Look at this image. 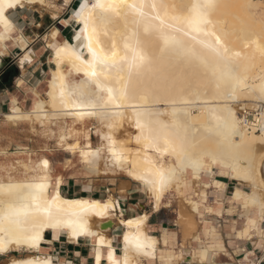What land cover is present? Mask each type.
Instances as JSON below:
<instances>
[{
	"label": "snow or ice",
	"instance_id": "snow-or-ice-1",
	"mask_svg": "<svg viewBox=\"0 0 264 264\" xmlns=\"http://www.w3.org/2000/svg\"><path fill=\"white\" fill-rule=\"evenodd\" d=\"M39 5L42 8L56 7L52 0H39ZM125 6L135 8L131 0H83L72 18L78 28V31L73 32L75 44L63 40L59 43L49 42L59 38L58 27L43 35L42 39L48 42L46 46L56 66L47 100H34L32 108L22 112L18 107L19 99L13 97L6 120L12 123L38 121L44 127L46 121L51 122L61 116H71L78 120L96 118L101 124V128L96 129L97 135L106 143L93 149L90 137L86 136L82 145L77 134L74 142L67 143L66 150L73 153L79 151L80 157L90 167H94L101 152L106 151L113 167L125 171L133 180L143 184L146 192L151 193L157 210L164 193L182 192L188 187L189 180L196 187L203 176L214 175L219 170L228 169L229 174L235 173L255 184L254 171L250 164L245 166L247 158L241 151L243 134L236 128V124L242 119L234 117L235 123L216 131L221 143L218 150L202 148L194 151L195 144L190 142L186 127L176 121L146 119L139 106H125L124 101L128 98L127 85L123 84L118 73L129 61L126 55L122 57L117 51V43L109 30V25L114 18L120 16ZM29 7L35 8L36 4L30 0H0V55L9 47H15L20 50L16 59L21 65L35 59L31 51L33 39H41L24 30L27 27L26 19L24 28H21L15 18ZM52 19L60 18L53 16ZM208 23L210 21L207 19H199L193 25V31L208 35ZM213 36V40L197 38V42L203 49L220 56L223 42L215 33ZM102 37L111 40L110 47L105 46V39ZM132 67H135V61ZM114 71L117 72V77H113ZM73 74L77 79H69ZM116 79L121 82L119 88L115 87ZM19 83L23 84V81ZM261 92L264 93V87ZM129 108L135 116V132L130 139H119L114 135L113 129L119 127L117 119L123 117ZM257 116L258 119L250 128L253 133H259L254 139L264 143V104L260 105ZM102 128L106 131H102ZM65 131L67 134L62 133L58 137L61 148L65 147V142L71 135L70 129ZM37 166H42L47 171L50 169V161L47 158L41 159ZM260 173V184L264 185V156L260 161ZM47 179L45 176L44 180ZM59 183L57 180V188ZM49 186L47 182L16 183L10 179L0 180V254H24L11 260V264H71L70 261L61 262L59 256L50 251H44L60 239L61 233L67 234L69 241H75L80 236L97 237L93 246L94 264H102L100 248L104 246L108 249L107 264H152L157 241L147 234V213L143 216L126 217L122 210L118 212L119 202L111 198L107 201H68L60 197L58 190L49 198ZM216 187L221 189L224 185L217 183ZM215 199L217 203L220 202V192L215 193ZM231 201L242 206L236 212L241 225L239 231L233 227L228 239L224 240L223 234L218 237L215 229H209L204 235L210 238V243L198 250L201 262L207 260L211 248L213 253L217 250L231 252L233 255L241 252L240 264H264V189L259 195L255 191L249 195L241 193L237 188ZM193 211H201L199 204ZM207 211L211 213L213 208L208 207ZM228 211L231 213L233 209L229 208ZM117 212L120 223L126 227L122 234L123 247L119 257L111 242L93 231V228L102 229L104 218ZM217 214L223 215V209H218ZM90 217L98 218L101 223L90 222ZM45 230H51V240L45 239ZM198 232L199 228L193 227L192 222L186 224L176 236V247L181 249L180 256L170 253V264H190V260L184 259L186 252L179 236L183 235L187 240L201 242L203 245ZM169 238H172V234H169ZM247 242H251L252 251L244 247ZM165 243L167 244V239ZM257 249L260 252L259 261L252 259ZM187 255L190 257L192 253L188 251Z\"/></svg>",
	"mask_w": 264,
	"mask_h": 264
},
{
	"label": "bare ground",
	"instance_id": "bare-ground-1",
	"mask_svg": "<svg viewBox=\"0 0 264 264\" xmlns=\"http://www.w3.org/2000/svg\"><path fill=\"white\" fill-rule=\"evenodd\" d=\"M30 2L39 5V0H30ZM131 2L135 4V8L125 6L120 16L114 18L109 25V30L117 43V51L122 57L126 55L129 61L128 64L124 65L123 70L118 73L119 77L123 79V84L127 85L128 98L124 101L125 106H139L146 119L165 122L176 121L186 127L190 142L195 144L194 151H199L202 148L212 151L218 150L221 147V143L215 134L216 131L224 130L225 125L235 123L234 117L236 119H242L240 123L236 124V128L244 137L241 151L245 153L247 158L245 166L250 164L254 171L256 183L253 184L249 180L242 179L235 173L229 174L228 169L220 171L222 174L230 175L237 184L233 188L232 194L239 188L241 193L250 195L255 191L259 195L260 191L264 189V185L260 184V161L264 152H260L261 150H259L260 148H264V143H261L259 139H254V137L259 136V133H253L250 125L256 122L258 119L257 111L260 105L264 104V93L261 92V88L264 87V3L261 0H131ZM65 3H69V0H65ZM60 9L61 7L59 6L54 7L53 11L51 10V16L59 17L58 11ZM72 11L74 12L73 9ZM73 17V14L70 15V18L62 26H54L52 28V30L57 27L60 29L58 33L59 38L56 41L49 42L59 43L63 40L73 44L76 43L73 38V32L78 31V28L72 19ZM202 18L210 21L206 25L208 35L202 32L198 34L193 31V25ZM55 21L57 22L58 20ZM213 33L218 35L223 42L222 55L220 56L203 49L197 42V38L200 40H213ZM61 35H63V39L60 38ZM103 39H105V46L110 47L111 40L107 38ZM125 45H127V48H125ZM33 48L31 47V51L35 59L24 65L19 63L21 67L32 64L36 60V52ZM10 49L11 47L0 55V68H4L7 61L10 60L11 56L8 53ZM193 49L194 51H192ZM49 61L53 66L50 67L48 78L45 79L46 87L44 90L46 99L42 98L40 90L32 89L29 95V110L32 108V102L34 100H47V92L49 91L52 74L56 71L55 61L51 56L49 57ZM133 61H135V67H132ZM113 77H117L116 71L113 72ZM69 79L75 80L77 77L73 74ZM114 84L117 88L121 87L119 79L114 80ZM162 105H165V107H162ZM249 105H254V108H252L255 114L252 120L248 119L246 115ZM18 107L22 112L24 111L21 101ZM9 112L3 114L5 120ZM57 119H64L65 122H69L68 119H70L71 123L80 125L84 130L90 122L95 120L94 117L78 120L71 116H61ZM134 119V113L129 108V111L125 112L123 117L117 119L116 123L119 127L113 129L114 135L119 139H130L132 135L130 137H124L115 131L123 127L126 122L131 123L133 126ZM132 130L135 131L134 126ZM83 132H85L84 136L90 137L91 140L90 132ZM62 133L67 134V132L63 131ZM74 134L71 131V135L69 136V140L65 142V146L71 141ZM75 138L72 139V142L75 141ZM79 140L82 145L85 143V140L82 141L80 137ZM224 147L226 149V145ZM93 149H95L94 146ZM76 153L79 155V151ZM44 158L49 159L48 157L41 159ZM80 159L85 167H90L81 157ZM51 169L50 161V169L47 171L43 170L42 166H34L25 175L21 177L11 175L7 180L10 179L16 183L47 182L50 185L47 190L49 198L57 190L60 197L68 201L81 199L107 201L111 198L119 202L118 212L123 211L120 201L113 194H110L105 199L87 197L88 195L69 196L62 189L63 175L59 174L56 177V182L57 180L60 181L57 188V185H54L52 182ZM125 174L129 179L138 184L143 193L152 199L151 193L145 191L143 184L133 180L126 172ZM209 175H205L203 178L208 179ZM45 176L48 177L47 181L44 180ZM0 180L3 179L0 178ZM216 183L223 185L220 181H216ZM241 185H249L252 189L249 191L244 190L240 187ZM64 189L66 188L64 187ZM183 191L179 192L180 196L184 195ZM167 194L168 192L164 193L158 210L154 207L155 202L152 199V209L154 211L171 206L170 201H165ZM205 194L207 195V200H205ZM195 195L199 196L202 201H208V193L205 189ZM181 198L180 213H178V219L176 221L181 231H183L188 222H192L193 227L195 226L194 214L203 213L201 211H193V208L199 204L193 197L185 196ZM208 207L213 208V212L211 213L216 211L213 206L204 205L206 213H209L207 211ZM118 212L104 218L102 229L93 228V231L98 232L106 240L110 241L115 249L113 238L107 235V231L114 224L121 225L123 232L126 230L125 225L120 223ZM143 215L145 213L138 216ZM92 221L101 223L96 217H90V222ZM207 228L215 229L216 231L217 226L212 224L207 226ZM48 231L51 230H45V234ZM123 232L117 236L122 247ZM147 234L157 241L154 260L159 259L163 264L164 262H170V253L174 252L176 256H180L181 249L178 247L175 249L174 247L177 243L169 240L172 238L175 239L176 233L173 232L172 238H169L168 232L166 230L164 231L163 243L169 246L160 252L158 247L160 239L149 230ZM79 238L76 240H79ZM94 239L97 241V237H94ZM166 239L167 244L165 243ZM194 242L187 240L183 235L180 241L186 252L184 259L190 260V263L193 260L195 261V259H197L196 261H201L198 250L202 246H208L201 245V243L196 246ZM104 247L100 248L102 264L104 259L107 261V254H103ZM210 249L207 260L203 261L204 264H215L213 261H208L210 258ZM188 251L192 253L190 257L187 255ZM116 254L117 257L121 255L117 250ZM11 260L8 264H11ZM223 264L231 263L225 262Z\"/></svg>",
	"mask_w": 264,
	"mask_h": 264
},
{
	"label": "crops",
	"instance_id": "crops-1",
	"mask_svg": "<svg viewBox=\"0 0 264 264\" xmlns=\"http://www.w3.org/2000/svg\"><path fill=\"white\" fill-rule=\"evenodd\" d=\"M82 2L83 0H69V3L66 4L65 0H52L54 5L61 7V9L58 11L59 18H70V15H74L79 9V6ZM75 6L76 8H74ZM53 8H42L40 5H36L35 8L29 7L23 9L15 17L18 19V23L21 28H24L26 19L27 27L24 30L33 37L40 36L41 39H33L34 46H32V48L34 47L33 49L36 52V60L32 64H27L24 67H21L16 59L20 50L15 47H11L10 51L8 52L11 58L9 61H7L5 67L7 68L8 66H12L14 68V73H7L4 75L3 71L5 67L0 69V178L3 180H7L11 175L13 176V174L8 172L14 169L16 166H20V152H24L21 151V147H29L28 144H26V134L22 133L21 131H32V123L29 121H19L13 124L12 122L5 120L3 114L10 111L12 101L11 98L14 96L18 97L24 109H29L30 92L32 89L40 90L43 87L42 78L49 72L50 67L53 66V64L49 61L50 50L46 46V41L42 39L43 35H47L51 32L48 29L51 26L54 27L57 23L52 19L51 16ZM60 38L63 39V35H61ZM5 76H7V78H5ZM20 80L23 81V84L19 85ZM32 159V155H28V163L24 164L25 167L26 165L31 164ZM24 173H26L25 170ZM51 173L52 182L55 185L57 175H63V171L57 170L54 172L52 167ZM20 175L18 176L21 177ZM114 186L115 185L113 183H109L108 185L102 184L100 187H98V185H96L94 182L76 180L74 178L71 179L63 176L62 189L69 196L88 195L87 197L105 199L110 194H113L114 197L120 201L124 216L126 217L138 216L143 213H147V228L151 233L156 234L160 239L158 244L159 252L169 246H166L163 243V233L165 230L168 232V234H173V232L176 233L175 236L182 232L179 224L176 221L177 212H172L166 208H162L159 211H154L152 209V200L149 196H147V194L143 193L139 189L136 182L131 180L129 182L120 183L117 187ZM64 187L67 190L64 189ZM51 191H53V189H51ZM195 223L196 228H198V221L196 220ZM122 232L123 227L119 224H114L113 227L107 231V235L113 238L114 245L118 253H121L122 246L119 239H117V236H119ZM201 232L202 231H200L199 226L198 233L201 235ZM51 238L52 233L51 231H48L45 234V239L51 240ZM175 239L172 238L169 240H172L171 242L177 243V240L173 241ZM179 239L181 241L182 235L179 236ZM94 244H96L94 237H80L79 240L69 241L67 234L61 233L60 239L55 241L50 249L45 248L44 251H50L53 255H58L61 262L70 261L71 264H94ZM174 247L177 248L176 244ZM107 251V247H104L103 254H107ZM249 251H252V248ZM20 255L24 254L21 253L17 255L15 252L0 254V264H8L13 258H20ZM254 258L259 261V257H257V255L252 257V259ZM212 261L215 264L229 262L225 260L220 263L213 260V258ZM106 262V259H104L103 264H106ZM153 264H162V262L159 259H155ZM199 264L202 263L199 261Z\"/></svg>",
	"mask_w": 264,
	"mask_h": 264
},
{
	"label": "rangeland",
	"instance_id": "rangeland-1",
	"mask_svg": "<svg viewBox=\"0 0 264 264\" xmlns=\"http://www.w3.org/2000/svg\"><path fill=\"white\" fill-rule=\"evenodd\" d=\"M264 3V0H261ZM69 18H60L55 26H62L66 20ZM53 26H51L48 30H52ZM47 43V42H46ZM2 69V68H0ZM7 73H14V68L12 66L5 67L3 74ZM48 73L43 76L42 83L43 87L40 89V92L42 94V98L46 99L45 95V87H46V81L45 79L48 78ZM7 78V76H5ZM162 107H165V105H162ZM254 105H249V108L247 106V112L249 113L248 119L252 120L255 114L254 111ZM129 111V110H128ZM197 111V109H195ZM69 122H65L64 119H54L51 122L46 121L44 127H41L40 123L38 121H29L32 123V131H21L22 133H25L26 135V144H28L29 147H21V151H24L23 153L20 152V166H16L14 169L10 170L8 173L13 174L14 177L23 176L24 170L25 172L30 171L32 167L37 166L39 160L43 157H48L52 163V167L54 172L55 171H63V176L66 178L76 179V180H85L94 182L98 187H100L102 184L108 185L109 183H113L117 187L120 183L129 182L131 179L127 177L124 171H122L120 168H115L111 164L108 154L106 151L101 152L100 158L96 161V164L94 167H85L84 163L80 161L79 155L75 152L67 151L65 148H61L59 146L58 137L63 132H66V129H70L75 134L71 138L72 142L73 138L79 135V137L82 139V141L85 140V132L91 129V141L93 143V146L95 148L101 147L103 144V141L100 140L99 136L97 135V128H101L100 121H98L96 118L93 122H90L89 125H87V128L82 129L80 125H74L70 122V119H68ZM133 126L131 123L126 122L123 127H121L118 131H115L117 134H120L124 137H130L135 131L132 130ZM102 131H106V129H101ZM132 130V131H131ZM127 131V132H126ZM81 132V134H80ZM130 132V133H129ZM55 133V135H53ZM126 133V134H125ZM81 135V136H80ZM23 136V135H22ZM264 149V148H263ZM263 149L260 152H264ZM76 154V155H75ZM28 155H32L33 159L31 160L30 165H26L25 163H28ZM264 156V154L262 155ZM70 160V161H69ZM25 168V169H24ZM204 177V176H203ZM216 181H220L223 183L224 187L221 189H218L216 187ZM204 185H207V187H204ZM237 186V184L233 181L230 175L228 174H222L221 171H216L214 175L210 174L208 176V179L202 178L200 181L197 182V186H192V181L189 180V184L187 188H184L183 193L184 195L180 196L179 193L169 191L166 195L165 201L171 202L170 207H163L166 209H169L172 212H177V219H178V213H180V198L181 197H193L194 200L198 201L200 204V209L203 214H194L193 219L194 221H198V228L200 226L201 236L203 239V245H208L210 243V238L205 236L204 234L210 229L207 228V226H210L215 224L217 226L216 229V235L219 237L221 234H223L224 240L228 239L229 234L232 232V228L236 227L237 232L240 228V219L236 215V212L238 208L242 207L237 205L236 203L231 201L232 197V191L233 188ZM139 187V186H138ZM241 188L244 190H251L252 187L249 185H241ZM140 189V187H139ZM205 189L208 193V201H202L199 196H196L195 194H198L201 192V190ZM141 190V189H140ZM186 190V191H185ZM220 192L221 193V199L220 202L217 203L215 199V193ZM151 199V197H150ZM182 199V198H181ZM152 200V199H151ZM204 205H211L213 206L216 211L214 213H206V209L204 208ZM229 208H232L233 211L230 213L228 211ZM185 209V208H184ZM223 209V215H218L217 210ZM213 216V217H212ZM235 222V223H234ZM196 227V223L195 226ZM204 230V234H203ZM200 235V233H198ZM191 241V240H189ZM194 242V241H193ZM235 242V241H234ZM196 243V246H198L201 242H194ZM202 245V244H201ZM192 246V244H191ZM195 246V245H193ZM227 247L231 248L230 245ZM244 247H246L248 250H251L252 244L251 242H247ZM171 248V246H170ZM174 248V247H173ZM176 249V248H175ZM218 251V252H217ZM215 253L210 249V258L208 261L213 260L217 262H223V261H229L231 264H240V260L242 259V253L236 252L235 255L231 254V252H225L222 250H217ZM257 257L260 258V252L259 249L256 250ZM195 262L193 260V264H199V261ZM254 260H257L254 258ZM258 261V260H257ZM201 262V261H200ZM169 264L170 262H164V264ZM190 263V264H191ZM204 264V262H201Z\"/></svg>",
	"mask_w": 264,
	"mask_h": 264
},
{
	"label": "built area",
	"instance_id": "built-area-1",
	"mask_svg": "<svg viewBox=\"0 0 264 264\" xmlns=\"http://www.w3.org/2000/svg\"><path fill=\"white\" fill-rule=\"evenodd\" d=\"M244 112H245V111H244ZM246 115H247V118H248V116H249V113H247Z\"/></svg>",
	"mask_w": 264,
	"mask_h": 264
}]
</instances>
